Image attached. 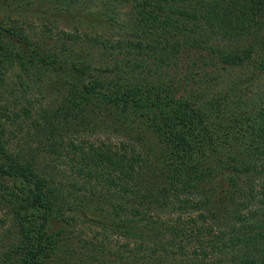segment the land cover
<instances>
[{
  "label": "trees",
  "instance_id": "obj_1",
  "mask_svg": "<svg viewBox=\"0 0 264 264\" xmlns=\"http://www.w3.org/2000/svg\"><path fill=\"white\" fill-rule=\"evenodd\" d=\"M13 1L114 34L0 25V264H264V0Z\"/></svg>",
  "mask_w": 264,
  "mask_h": 264
},
{
  "label": "rangeland",
  "instance_id": "obj_2",
  "mask_svg": "<svg viewBox=\"0 0 264 264\" xmlns=\"http://www.w3.org/2000/svg\"><path fill=\"white\" fill-rule=\"evenodd\" d=\"M98 7V5H94L87 15L82 14L80 18H73L70 16L59 15L48 8L47 4L40 2L35 6L26 5L25 7H21L13 0H0V25H21L29 27L30 29H42L43 27L40 26L42 23L49 24L51 21L56 20L59 31H71L75 27H79L92 35H113L114 29L107 28V26H110L105 22L104 17L98 13ZM47 42L49 43V41H46V43ZM10 75L11 77L13 76L12 73H10ZM40 84V90H38V86L34 85H29L28 88L30 99L36 101L39 105L41 102H48L51 97L50 82L43 81ZM2 97L4 101L10 99L7 94ZM98 214L99 212L93 207H85L80 212L81 217L86 219H98ZM80 229L86 234V239L88 240H90L88 237L95 234L93 228L80 227Z\"/></svg>",
  "mask_w": 264,
  "mask_h": 264
}]
</instances>
